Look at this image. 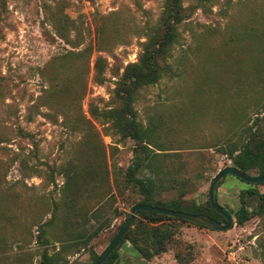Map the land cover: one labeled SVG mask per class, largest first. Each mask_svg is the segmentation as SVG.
I'll return each instance as SVG.
<instances>
[{"label": "rangeland", "instance_id": "1", "mask_svg": "<svg viewBox=\"0 0 264 264\" xmlns=\"http://www.w3.org/2000/svg\"><path fill=\"white\" fill-rule=\"evenodd\" d=\"M167 4L0 0V264H41L45 249L58 254L55 264H94L142 200L125 179L137 141L103 113L121 105L125 67L164 33ZM183 5L169 59L174 75L142 88L134 108L156 129L157 198L189 206L205 203L214 177L232 165L222 148L254 137L255 151L264 150V0ZM248 188L264 192V184L230 174L218 188L234 216L225 231L136 215L133 235L155 240L158 229L168 234L166 250L146 259L126 241L116 264H264V213L242 224L236 215ZM247 202L249 213L261 206ZM56 203L42 244L40 227ZM102 224L87 244L79 238Z\"/></svg>", "mask_w": 264, "mask_h": 264}, {"label": "trees", "instance_id": "2", "mask_svg": "<svg viewBox=\"0 0 264 264\" xmlns=\"http://www.w3.org/2000/svg\"><path fill=\"white\" fill-rule=\"evenodd\" d=\"M185 9L183 0H168L164 15V33H157L151 36L146 43L144 50L140 54L138 61L131 62L125 67L117 86V94L120 97L121 105L105 111L103 115L113 122L123 136L132 137L137 141L135 160L129 166L125 175L126 181L133 184L143 195L142 200L137 204H150L191 214H205L218 221H225V217L213 208L209 199L205 203H195L186 206L178 199L163 201L157 198V194L163 187V181L161 178L163 170L162 167L158 165V157H160V153L156 152L155 148L152 147L154 132L156 129L140 122L137 119L138 115L134 108V102L142 88L158 84L164 76L174 75V68L169 59L171 57L173 45L178 39L177 26L185 19ZM61 35L64 36L65 34ZM255 141V138L251 137L241 147L238 142H233L222 148V151L232 159V165L247 173H249L251 169L257 168L258 174L256 176H263L264 150L255 151L257 148L253 145ZM261 143L262 146H264V138ZM143 171H148L149 174L143 175ZM254 184H264V182ZM240 195L242 206L236 212L240 224L244 223L251 216L264 213V192H260L256 188H248L242 190ZM248 197L258 199L261 205L251 213L246 209ZM58 209L59 206L56 203L55 212L53 213L52 218L40 227L38 240L42 244L46 243L45 239L48 226L53 225L57 219L56 211ZM228 210L231 213L233 212L231 209ZM137 215L147 218L152 222L165 219L190 221L145 210H139ZM137 226L138 224H136L134 228H131L119 244L130 241L146 259H151L166 250L165 241L168 234H165L158 229H152V237L155 236V240L151 238L146 240L149 233H143L145 237L143 240H140L139 236L133 235L135 231L134 229ZM105 228L106 227L102 224L93 233H81L80 235L78 234V236L80 239H85L87 237L84 242L87 244V241H90V239L95 237V235ZM75 238L77 239L78 237ZM141 241L145 242L143 243ZM119 244L103 264H116L119 260ZM57 259L58 254L51 255L45 249L42 254L41 264H55Z\"/></svg>", "mask_w": 264, "mask_h": 264}, {"label": "water", "instance_id": "3", "mask_svg": "<svg viewBox=\"0 0 264 264\" xmlns=\"http://www.w3.org/2000/svg\"><path fill=\"white\" fill-rule=\"evenodd\" d=\"M229 174H234L237 177L247 182H250V183H263L264 182V175L263 176L251 175L234 165L228 166L227 168H224L223 170H221L212 180V184L209 188V200L213 208H215L218 212H220L225 217L226 219L225 221H218L205 214H191V213H187L183 211L162 208V207L154 206L150 204H136L132 207V212L128 220L125 222V224L123 225L121 230L117 233L113 241L105 249V251L99 256V258L95 261L94 264H103L108 259V257L115 250V248L117 247L119 242L122 240V238L125 236V234L134 225V222L136 220V215L139 210H145L149 212H155L159 214L174 216L177 218L187 219L196 224L204 225L208 228H213L215 230L225 231V230L230 229L234 225V216L227 208L221 205V203L219 202V198H218V188L225 181L226 177Z\"/></svg>", "mask_w": 264, "mask_h": 264}]
</instances>
